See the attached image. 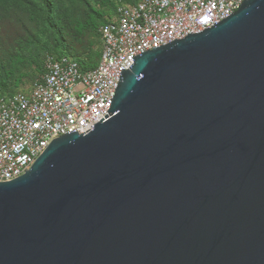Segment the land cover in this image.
Listing matches in <instances>:
<instances>
[{"label":"water","instance_id":"1","mask_svg":"<svg viewBox=\"0 0 264 264\" xmlns=\"http://www.w3.org/2000/svg\"><path fill=\"white\" fill-rule=\"evenodd\" d=\"M132 61L0 182V264H264V0Z\"/></svg>","mask_w":264,"mask_h":264},{"label":"built area","instance_id":"2","mask_svg":"<svg viewBox=\"0 0 264 264\" xmlns=\"http://www.w3.org/2000/svg\"><path fill=\"white\" fill-rule=\"evenodd\" d=\"M246 0L119 2L99 32L102 54L92 70L69 58H45V73L27 92L0 97V182L24 175L51 142L83 135L108 115L123 71L135 58L232 16Z\"/></svg>","mask_w":264,"mask_h":264},{"label":"rangeland","instance_id":"3","mask_svg":"<svg viewBox=\"0 0 264 264\" xmlns=\"http://www.w3.org/2000/svg\"><path fill=\"white\" fill-rule=\"evenodd\" d=\"M49 21L35 0H0V95L27 92L40 80L46 53L67 54L94 66L98 28L113 0H50Z\"/></svg>","mask_w":264,"mask_h":264},{"label":"trees","instance_id":"4","mask_svg":"<svg viewBox=\"0 0 264 264\" xmlns=\"http://www.w3.org/2000/svg\"><path fill=\"white\" fill-rule=\"evenodd\" d=\"M37 3H39V4H41L42 5V7H43V11L46 13V18H47V20L49 21V18H50V15H51V13H52V7H51V2H50V0H35ZM138 0H113V2H112V7H113V13H112V16H114L115 15V13H116V10H117V5L119 4V2H124V3H135V2H137ZM112 16L111 17H109L108 19H106V20H103V22H102V24L100 25V27L98 28V30H100V28L104 25V24H106L107 22H108V20H110V18H112ZM99 37H100V43H101V36H100V32H99ZM101 54H102V43H101V50H100V53H99V55H98V57H97V61H96V64L94 65V66H91L88 62H87V60L85 59L84 61H82V60H80L79 58H76V57H73V56H70V55H67V54H56V53H54V52H48V53H46V55H45V58H46V56H48V55H51V56H54L55 58H57V59H61V58H69V59H72L73 61H75V62H77L78 63V65H79V67H80V69L82 70V71H88V70H92V69H94L98 64H99V61H100V58H101ZM45 58H44V60H43V73H42V75L45 73V67H44V62H45ZM42 77V76H41ZM15 93H17L16 91H13V92H9V93H6V94H3V95H0V97L1 96H10V95H13V94H15Z\"/></svg>","mask_w":264,"mask_h":264}]
</instances>
